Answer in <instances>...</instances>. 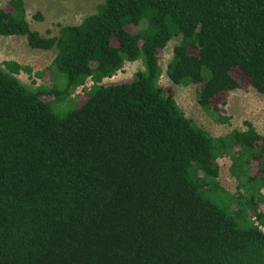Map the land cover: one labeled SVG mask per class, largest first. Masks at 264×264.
<instances>
[{"label": "trees", "instance_id": "16d2710c", "mask_svg": "<svg viewBox=\"0 0 264 264\" xmlns=\"http://www.w3.org/2000/svg\"><path fill=\"white\" fill-rule=\"evenodd\" d=\"M0 35L56 50L36 72L49 85L0 66V264H264V135L251 121L212 135L159 82L181 36L168 77L230 123L218 104L242 85L236 70L264 94V0H103L53 36L10 0ZM79 87L86 99L57 113ZM225 155L236 192L219 181Z\"/></svg>", "mask_w": 264, "mask_h": 264}, {"label": "rangeland", "instance_id": "374dc122", "mask_svg": "<svg viewBox=\"0 0 264 264\" xmlns=\"http://www.w3.org/2000/svg\"><path fill=\"white\" fill-rule=\"evenodd\" d=\"M103 0H24L27 10V18L33 29L38 30L46 36L57 35L61 25L77 24L86 15L94 12L97 5ZM10 0H0V8L8 5ZM38 16H41L39 18ZM181 40V36L173 38L161 52L160 64L162 74L160 84L166 88L174 90L178 105L186 116L192 118L198 125L207 129L214 136H223L232 129H245L246 121H251L257 131L264 135V94L250 85L243 74L235 71L238 75L241 86L229 91L226 95L225 103L218 104L219 112L230 117V123H223L216 120L210 112L205 110L198 102L197 85L174 84L168 77L167 65L173 57V48ZM56 50L33 49L29 46L26 36L23 35H0V66L5 68L6 60H14L22 65L32 68V73L20 71L17 76L27 85L36 87L40 84H52L50 77L45 75L39 78L36 72L47 68ZM142 60L126 61L124 66L112 77L105 78L103 82H115L132 77L139 69H143ZM92 81L89 80L86 87H90ZM82 95L81 97H78ZM72 98L66 100L55 107L59 114H63L86 99L83 87H79ZM57 107L60 109H57ZM220 166L219 181L222 186L231 192H236L238 180L230 170L231 159L229 155L218 159ZM264 211V204L261 207Z\"/></svg>", "mask_w": 264, "mask_h": 264}, {"label": "built area", "instance_id": "2783aa9c", "mask_svg": "<svg viewBox=\"0 0 264 264\" xmlns=\"http://www.w3.org/2000/svg\"><path fill=\"white\" fill-rule=\"evenodd\" d=\"M256 224L259 225V227L264 231V226L263 225L258 224V221L256 222Z\"/></svg>", "mask_w": 264, "mask_h": 264}]
</instances>
